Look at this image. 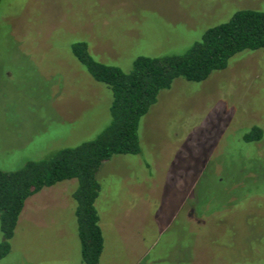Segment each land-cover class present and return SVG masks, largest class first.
<instances>
[{
  "label": "rangeland",
  "instance_id": "374dc122",
  "mask_svg": "<svg viewBox=\"0 0 264 264\" xmlns=\"http://www.w3.org/2000/svg\"><path fill=\"white\" fill-rule=\"evenodd\" d=\"M242 8L264 10V0H0V169L108 124L111 91L73 42L128 72L137 56L182 53ZM252 126L263 136L246 142ZM138 135V154L113 155L97 172V264H264V48L200 82L174 79ZM75 186L62 180L26 200L0 264H85Z\"/></svg>",
  "mask_w": 264,
  "mask_h": 264
},
{
  "label": "trees",
  "instance_id": "16d2710c",
  "mask_svg": "<svg viewBox=\"0 0 264 264\" xmlns=\"http://www.w3.org/2000/svg\"><path fill=\"white\" fill-rule=\"evenodd\" d=\"M260 48H264V10L252 8L238 9L228 20L208 27L201 39L182 53L137 56L128 72L95 59L86 41L73 42V55L95 80L111 91L110 120L90 140L28 160L15 170L0 169V258L10 251V239L26 200L44 187L76 179L71 197L76 202L81 260L97 264L104 247L95 206L101 189L97 172L102 163L116 154L140 152V118L156 102L160 91L171 87L174 79L200 82L211 72L224 69L234 54ZM262 136L263 129L252 126L242 138L250 142Z\"/></svg>",
  "mask_w": 264,
  "mask_h": 264
}]
</instances>
